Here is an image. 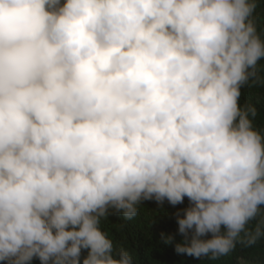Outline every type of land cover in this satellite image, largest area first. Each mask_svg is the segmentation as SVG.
Listing matches in <instances>:
<instances>
[{"label": "clouds", "instance_id": "obj_1", "mask_svg": "<svg viewBox=\"0 0 264 264\" xmlns=\"http://www.w3.org/2000/svg\"><path fill=\"white\" fill-rule=\"evenodd\" d=\"M257 8L0 0V261L134 264L102 221L153 199L190 202L177 253L264 242V128L240 102L264 85Z\"/></svg>", "mask_w": 264, "mask_h": 264}, {"label": "trees", "instance_id": "obj_2", "mask_svg": "<svg viewBox=\"0 0 264 264\" xmlns=\"http://www.w3.org/2000/svg\"><path fill=\"white\" fill-rule=\"evenodd\" d=\"M256 15L258 23L264 27V0H257ZM264 63V62H262ZM241 104L248 103L257 109L255 124L264 128V85H245L241 89ZM190 202L187 197L183 203L175 206L167 200L161 206L157 201L145 200L139 206L138 214L126 219L114 209H109L110 215L102 221V229L118 245L127 247L134 253V264H239L240 259L249 264H264V242L251 248H242L239 245L229 256L211 262L206 257L196 258L175 251V242L183 239L178 232L177 213L183 216V209ZM163 234L174 237L172 244H165ZM210 235L206 238H210ZM87 255V250L81 252V264ZM0 264L5 262L0 261ZM31 264H40L38 258H33Z\"/></svg>", "mask_w": 264, "mask_h": 264}]
</instances>
